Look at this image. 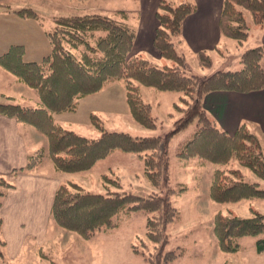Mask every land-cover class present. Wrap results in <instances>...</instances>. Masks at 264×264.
Wrapping results in <instances>:
<instances>
[{
	"label": "trees",
	"instance_id": "1",
	"mask_svg": "<svg viewBox=\"0 0 264 264\" xmlns=\"http://www.w3.org/2000/svg\"><path fill=\"white\" fill-rule=\"evenodd\" d=\"M195 10L191 3L174 5L161 0L158 4L153 46L171 65L158 66L148 59L131 55L136 32L124 12L114 16L91 13L51 17L53 25L46 31L51 52L41 62H24L21 46H13L0 56V66L33 90L40 101L37 107H26L4 97L7 102L0 103V115L42 133L48 140V154L56 171L64 174L89 171L97 162L120 151L143 162L146 180L159 190L142 195L140 190L135 192L131 186H123L106 175L102 176L104 182L115 183L118 191L94 193L73 182L61 183L51 207V219L58 228L86 241L97 232L117 228L124 214L140 212L146 220V237L154 246L159 244L161 247L156 262L168 264L181 257L182 252L163 253L168 244L166 228L176 225L181 216L171 197L187 191L184 185L169 186V145L177 134L191 126L192 133L175 149V157L198 160L218 168L236 161L264 182V150L260 138L245 125L233 134L220 130L201 105L203 95L211 91L248 93L263 89L264 46L243 50L238 71L218 70L209 75L193 73L186 57L176 49V43L182 23ZM14 14L40 23L44 19L30 8L17 10ZM246 14L254 25L262 27L264 0H223L220 31L238 47L243 46L249 36ZM197 57L203 70H212L210 56L199 52ZM108 81H117L123 86L125 104L133 123L152 131L162 127V122L151 116V105L142 100L141 86L159 92L181 93L182 106L175 105L179 117L162 135L132 136L106 130L101 120L91 114V125L101 133L98 139L78 135L54 121V115L75 112L81 99L99 93ZM44 156L45 151L38 150L20 170L35 169ZM218 168L210 187L212 202L224 204L264 199V188L259 182L235 180L240 175L239 169ZM11 187L0 177V207ZM213 234L224 253L237 252L241 238L263 235L257 240V251L262 253L264 214L253 213L246 218L217 213L213 219ZM2 247L0 241L1 258ZM133 252L138 253L135 249Z\"/></svg>",
	"mask_w": 264,
	"mask_h": 264
},
{
	"label": "rangeland",
	"instance_id": "2",
	"mask_svg": "<svg viewBox=\"0 0 264 264\" xmlns=\"http://www.w3.org/2000/svg\"><path fill=\"white\" fill-rule=\"evenodd\" d=\"M95 2L97 1L90 0V2H84L81 5H83L82 8H85V5L89 7L96 4ZM81 5L77 7H81ZM111 5H113L111 1H106L105 6ZM126 7H130V5L125 3L122 6V8ZM57 13V16H72L84 15L86 12L83 10H70L67 12V10L59 8ZM100 14L112 16L103 12ZM246 19L250 30L249 39L244 43L243 50L262 45L260 44L261 33L259 32L261 27L251 25L249 14H246ZM130 23L132 24L131 21ZM52 25L50 20H46V27L51 28ZM45 44L40 49L45 50L44 55H48L51 52V46L47 40ZM35 49L38 48H28L31 53L27 55V59H32L33 53H39L35 52ZM237 52L227 47L225 51L219 50L218 54L214 53L213 60L215 64L212 63V70H204L202 74L192 66L191 60L187 62L192 72L199 75H209L218 70L238 71L241 69V64L240 55H237ZM167 63L171 65L170 62ZM117 86L119 89L116 92L108 91L104 95L102 92L80 100L75 112L58 115L55 117V121L63 128L78 135L98 139L101 133L91 125L89 118L91 114L96 115L101 120L106 130L126 132L132 136L162 135L172 128L173 122L179 117L175 105L182 106L180 103L181 93H164L144 88L146 91H142V100L145 103H150L152 107L151 116L162 122L161 128L155 131L147 130L132 122L125 104L124 89L119 83H117ZM15 97L19 105L36 107V102L40 103L36 98L37 96L30 97L26 94H19ZM3 102L0 99V103ZM247 126L250 131L260 136L264 145V137L261 132L256 127L249 124ZM192 130L193 126L177 134L169 145V186L176 188V185H184L187 191L181 196L173 195L171 197L172 203L180 211L181 216L176 225H170L166 228L165 234L168 237V244L163 253L174 251L176 254L182 252L183 255L168 264H264V252L258 253L257 251V240L262 238L263 235L241 238L238 240L239 249L235 253H224L220 250L213 234L215 215L219 213L225 216L247 218L253 216V213L264 214V199L243 200L237 203L224 204L212 202L210 187L214 172L218 167L194 159L181 160L173 154L175 149L192 133ZM228 168L240 170V175L235 180L257 181L260 187L264 188V182L258 180L250 170L240 167L236 161H232L228 166H219L218 169L225 170ZM104 175L112 181H118L123 186H131L133 191L140 190L142 195H145L148 191L159 192V190L151 187L146 180L143 174V162L134 155L124 154L120 151H115L105 160L96 163L89 171L63 174L61 179L62 183L73 182L94 193L118 191L115 183L107 184L104 182L102 179ZM145 224L146 220L143 213L124 214L120 217L117 228L97 232L90 240L86 241L75 233L58 228L60 233L56 235L57 240L55 241V237L53 238L56 244L47 243L42 246L40 248L42 251L41 256V253L29 254L28 259L30 258L31 261L28 264H148L149 261L152 262V259L154 260L153 264H162V261L156 262L161 247L159 244L154 246L148 240ZM52 235L50 234V236ZM36 249L38 248L36 247ZM133 249L137 250L138 253H134ZM26 250L30 251V247H26ZM147 258H149L148 261ZM12 264L23 263L14 262Z\"/></svg>",
	"mask_w": 264,
	"mask_h": 264
},
{
	"label": "crops",
	"instance_id": "3",
	"mask_svg": "<svg viewBox=\"0 0 264 264\" xmlns=\"http://www.w3.org/2000/svg\"><path fill=\"white\" fill-rule=\"evenodd\" d=\"M95 1H97L96 4L89 7L85 5V8H82L81 4L90 0H0V56L7 53L13 46H21L24 50V62H41L49 55H44L45 50L40 49L46 45V40L50 44L46 35L49 29L45 26L46 20L57 16L58 9L63 8L67 12L83 10L85 14L103 12L112 16L124 12L127 14L129 24L136 32L131 55L148 59L158 66L169 65L153 46L154 32L158 26L156 12L161 0H109L113 3L111 6H105L108 0ZM166 1L174 5L191 3L196 7V10L182 23L176 49L186 57L187 61L191 60L192 66L201 74L204 70L198 61L199 52H205L210 56L213 64H215L214 53L216 54L219 50L225 51L227 47H230L238 51L237 55L243 52V46L238 47L234 40L227 39L221 34L220 12L223 0ZM125 3H128L130 7L122 8ZM80 5L81 7H77ZM27 8L41 15L44 18L42 22L23 19L13 14L17 10ZM250 23L253 27H258L253 24L251 18ZM259 32L261 33L260 44H262L259 46H264V25ZM28 48H38L35 52L39 53H33L32 59H27V55L31 53ZM262 66L264 68V58ZM117 83L119 82H106L99 93L103 92L104 95L108 91L116 92L119 89ZM144 88L147 89V87H140V95L142 91H146ZM19 94L37 96L33 90L20 83L16 77L0 66V99L6 103L4 97L11 98L12 102L17 104L15 96ZM36 98L39 101V98ZM38 105L39 103L36 102V107ZM201 105L216 126L222 128L221 130L235 133L242 125L249 129L247 126L249 124L256 127L264 137V88L248 93L211 91L203 95ZM56 116L58 115L53 116L54 121ZM260 140L262 142L261 138ZM262 146L264 147L263 142ZM38 150L45 151L41 164L31 171H21L20 169L27 165L28 158ZM63 174L55 170L48 154V140L42 133L30 125L0 115V177L13 186L6 191L0 207V241L3 243V258L0 257V264L14 262L28 264L31 261L30 258L28 259L29 254L41 253L42 246L55 243L56 235L60 232L52 222L51 207L55 192L63 182L61 179ZM50 234L53 235L50 236ZM26 247H30V251H27Z\"/></svg>",
	"mask_w": 264,
	"mask_h": 264
}]
</instances>
